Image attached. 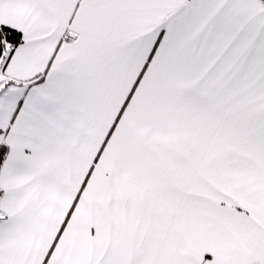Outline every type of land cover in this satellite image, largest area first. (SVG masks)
<instances>
[{
	"label": "snow or ice",
	"instance_id": "6c2138e0",
	"mask_svg": "<svg viewBox=\"0 0 264 264\" xmlns=\"http://www.w3.org/2000/svg\"><path fill=\"white\" fill-rule=\"evenodd\" d=\"M0 264H264V0H0Z\"/></svg>",
	"mask_w": 264,
	"mask_h": 264
}]
</instances>
